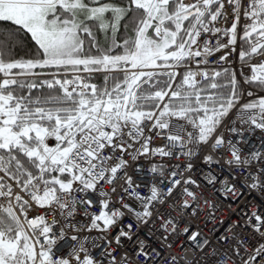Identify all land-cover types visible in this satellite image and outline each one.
Returning <instances> with one entry per match:
<instances>
[{
  "label": "snow or ice",
  "instance_id": "obj_1",
  "mask_svg": "<svg viewBox=\"0 0 264 264\" xmlns=\"http://www.w3.org/2000/svg\"><path fill=\"white\" fill-rule=\"evenodd\" d=\"M0 264H264V0H0Z\"/></svg>",
  "mask_w": 264,
  "mask_h": 264
}]
</instances>
